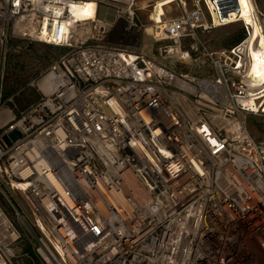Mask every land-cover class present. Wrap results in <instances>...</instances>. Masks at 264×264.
Here are the masks:
<instances>
[{"label":"built area","instance_id":"obj_1","mask_svg":"<svg viewBox=\"0 0 264 264\" xmlns=\"http://www.w3.org/2000/svg\"><path fill=\"white\" fill-rule=\"evenodd\" d=\"M137 1L0 0L2 71L27 43L64 50L29 83L39 100L27 113L0 108V264H17L24 239L27 264H264V144L248 131L264 121V75H251V25L233 23L243 40L212 51L202 35L228 26L238 0H173L162 25L151 5L150 38L168 44L150 58L131 50L150 0Z\"/></svg>","mask_w":264,"mask_h":264},{"label":"rangeland","instance_id":"obj_2","mask_svg":"<svg viewBox=\"0 0 264 264\" xmlns=\"http://www.w3.org/2000/svg\"><path fill=\"white\" fill-rule=\"evenodd\" d=\"M156 0H150V1H146V3H144V5H153L154 2ZM141 0L137 1V4L140 5ZM253 3L255 6V12L257 15V19H258V23L261 28L264 25V0H253ZM148 9L145 11H140L138 12V17L140 19V21H142L146 27H150V23L148 22V13L149 11H151L150 7H147ZM108 16L106 17L107 20L109 21H113V11H109L107 12ZM104 9H101L100 11V17H104ZM263 16H262V15ZM241 29L239 24H232V25H228L222 28H218L216 30H212L208 33H205L202 35V39L208 42V45L210 47V50L212 51H219L220 49H224V48H228L229 46H231L234 42V39L236 38L238 31ZM86 33L85 35L82 33H80V35H82V38H86L88 37V32H84ZM78 36L79 33H76ZM166 45L168 44L167 41H163L162 43L154 44V42L151 40L150 38V33L146 32H142L140 35V46L139 47H134L131 50L134 52L137 51H143L144 53L147 54L148 57L151 58V54L155 55V49L158 46L161 45ZM122 49H124L123 47H121ZM131 50H127V51H131ZM64 51V50H63ZM55 54V53H53ZM48 55L47 51L40 49L39 47H33L29 49V53H26L25 51L21 52L20 54H14V58L17 59L18 61V65L21 67V73L18 74V76L21 77V80L26 81L29 83L33 80H36L40 77V74H42L43 71H45V68L48 64V60H45L46 56ZM51 57V55H50ZM43 59V60H41ZM155 61L160 62L161 60L157 59V57H154ZM172 63V62H171ZM165 64V63H164ZM174 65V64H173ZM41 67L42 71H38L35 72L38 68ZM35 75V76H34ZM29 79V80H28ZM32 91H34V93L36 94V96L39 95L37 94V92L35 91L34 88H29ZM248 131L250 133V135L257 141L260 143L264 144V121H261L259 119H249L248 121ZM26 241V239L24 240H20L18 241L13 249L12 252L15 253V255L17 256V264H27L25 261V258L23 257L24 255V242ZM29 243V242H27Z\"/></svg>","mask_w":264,"mask_h":264},{"label":"trees","instance_id":"obj_3","mask_svg":"<svg viewBox=\"0 0 264 264\" xmlns=\"http://www.w3.org/2000/svg\"><path fill=\"white\" fill-rule=\"evenodd\" d=\"M243 38H244V35L242 32V29H240L238 31L236 38L234 39L233 44L229 46L228 48L236 46L243 40ZM36 46L42 47V48L40 47L39 48L47 51L48 53V55L45 58V60H48V64L45 70L52 62L51 57H50V55L52 54V51L53 52H56V50L61 51L58 54H61L63 52L62 49L41 46L37 43H27L25 45V48L21 52L25 51L26 53H29V49L36 47ZM21 52H18V53L11 52L7 55L4 65H3V71L0 74V87H1L0 101L2 103L0 107H4V106H6V108L8 107V109L13 112L16 118H20L22 115L27 113L29 109L32 106H34L39 100L38 96H36L34 91H32L29 88H26V85L29 83V81L28 82L23 81L21 80V77L18 76V74L21 73V70H20L21 67L18 65L17 59L14 58L13 56L14 54H20ZM172 67L174 71H176L177 73L189 72L192 75L199 76V77L208 76V70H205V69L190 68L188 66H183V65H173ZM1 68H2V63H1L0 69ZM38 71H42L41 67L38 68L35 72H38ZM23 242L25 244L24 253H31L30 244H28L26 241H23Z\"/></svg>","mask_w":264,"mask_h":264},{"label":"bare ground","instance_id":"obj_4","mask_svg":"<svg viewBox=\"0 0 264 264\" xmlns=\"http://www.w3.org/2000/svg\"><path fill=\"white\" fill-rule=\"evenodd\" d=\"M173 0H156L154 2V10L151 15V20L156 21L157 24H163L162 13L164 7H169ZM142 11H145L147 7L151 8L152 6H146L144 3L142 4ZM94 8V4L90 3L85 11L79 12L78 10L73 11V16L77 18H81L83 15L90 14ZM238 9L236 11H232L229 13L228 17H226V24L231 25L236 23L237 21H242L246 24L251 25L250 39L253 42H257L260 49L256 51L253 55L254 62L251 68V75L254 77L262 78L264 75V25L261 28L259 24L253 21V8L250 0H238ZM215 25L220 26V20L216 17L213 18ZM146 32L150 33L151 28L146 27ZM47 83V85H46ZM48 84H51V77H47L40 82L41 88H45L47 91Z\"/></svg>","mask_w":264,"mask_h":264},{"label":"water","instance_id":"obj_5","mask_svg":"<svg viewBox=\"0 0 264 264\" xmlns=\"http://www.w3.org/2000/svg\"><path fill=\"white\" fill-rule=\"evenodd\" d=\"M17 139V135L15 133L10 134L8 137H3V141L7 146H10L12 142Z\"/></svg>","mask_w":264,"mask_h":264},{"label":"crops","instance_id":"obj_6","mask_svg":"<svg viewBox=\"0 0 264 264\" xmlns=\"http://www.w3.org/2000/svg\"><path fill=\"white\" fill-rule=\"evenodd\" d=\"M40 47V46H39ZM40 48H42V47H40ZM61 51H59V50H56V52H53L52 51V54L51 55H57L58 53H60ZM53 53H55V54H53ZM1 57V56H0ZM1 59V58H0ZM0 66H1V61H0ZM1 72H2V69H0V74H1ZM26 88H29V83L26 85ZM0 95H1V87H0ZM2 103H1V101H0V105H1ZM0 108H3V109H8V107L6 108V106H4V107H0ZM4 111H1V113H3Z\"/></svg>","mask_w":264,"mask_h":264}]
</instances>
